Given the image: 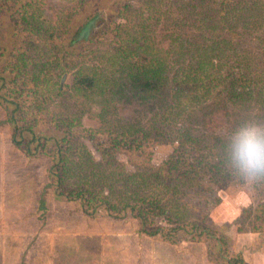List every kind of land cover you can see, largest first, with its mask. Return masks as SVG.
Instances as JSON below:
<instances>
[{
	"label": "trees",
	"instance_id": "16d2710c",
	"mask_svg": "<svg viewBox=\"0 0 264 264\" xmlns=\"http://www.w3.org/2000/svg\"><path fill=\"white\" fill-rule=\"evenodd\" d=\"M7 1L10 0H0V15L2 3L6 4ZM12 1L14 15L17 3L20 8L14 30L19 33L21 42L22 33L28 34L23 39L26 44L22 46L39 49L40 52L41 48L49 47L53 55L42 52L50 53V58L44 60L42 54L43 61L38 66L34 64L35 73L23 78V89L18 93L22 97L27 87L32 93V100L17 103L6 98L8 93L0 96V101L14 107L10 121L16 126L14 141L17 145L25 144L27 152L34 155L43 153L48 142L55 144L50 177L59 194L67 195L68 199L85 201L87 204L83 202V207H88L86 211L93 209V215L102 208L109 211L112 217L116 213L120 217L122 213L130 211L133 219L139 222V233L148 237L161 238L174 244L178 232L182 230L191 234L193 240H208L215 250V253L210 252L211 258L219 264H248L241 254L229 251L227 239L219 231L197 222L187 223L190 213L186 205H182L185 189L200 187L205 177L232 179L217 160L220 138L205 142L184 130L178 138V156L149 171L128 173L119 170L124 167L121 164L114 166L112 159L117 151L124 149L128 154L140 150L142 154L151 137V142H158L163 135L169 134V125L164 129L158 124L146 126L141 120L132 122L116 117L106 124L107 127L100 128L109 134L105 143L110 146L111 152H103V157L97 160L86 146L74 144L67 137L45 136V143L37 142L40 138H37L33 125L37 124L36 118L33 122V118L29 120L27 116L31 112L43 113L52 94L60 98L65 95L59 86L51 83L48 73L63 68L61 65L69 54L73 57L71 62L77 63L78 60H86L85 56L91 53L94 54L93 62L98 65L91 63L79 68L73 75L71 87L73 97L81 101L88 103L97 98L107 104L102 106L104 122L107 121L106 110L115 108V102L110 100L126 96L127 88L144 99L154 101L152 104L164 111L162 117L168 121H177L186 115L192 117L195 110L210 101L216 104L224 102L244 111L256 108L263 114L264 39L259 33L264 29V0H220L218 8L214 7V0H166L163 9L154 12V15L149 0H137L142 4L134 10L129 7L131 5L122 6L124 0H113L118 9L111 12L117 14L118 19L122 18L123 23L116 24V19H112L109 24L99 26L98 14L90 18L89 13H81L84 21L75 19L74 23L67 22L72 27H69V32L63 33L66 38H61L58 27L46 28V20H41V12L35 7L40 1ZM159 23L160 30L157 32ZM109 32L110 37H107ZM44 33L50 35L39 37ZM104 37L109 42H106L105 50L100 51V56L97 50L86 49L89 47L87 43L93 45ZM248 37L261 40V54L244 49ZM172 38L178 41L177 46L164 47V42ZM254 39H251L253 46L257 43ZM83 47L86 50L80 53L79 49ZM77 51L78 55L75 54ZM26 52H20L16 59L15 68L19 72L14 81L20 79L22 67L32 65L33 56H30V52L25 56ZM5 79L8 80L0 78V90L5 88ZM78 118L82 119L81 116ZM71 121L74 120L71 118ZM71 127L69 124V136ZM25 133L31 135L28 142H24ZM66 139L67 146H61ZM201 148L204 153H201ZM108 157V165L104 166ZM163 174H169L173 182L168 184L169 180L162 179ZM93 202L100 203L95 207L92 206ZM155 213L166 217L175 227L155 226L148 230L150 216ZM242 215L252 232H264L263 205L245 209Z\"/></svg>",
	"mask_w": 264,
	"mask_h": 264
},
{
	"label": "rangeland",
	"instance_id": "374dc122",
	"mask_svg": "<svg viewBox=\"0 0 264 264\" xmlns=\"http://www.w3.org/2000/svg\"><path fill=\"white\" fill-rule=\"evenodd\" d=\"M38 1L40 2L35 7L41 12V20H46V28L58 27L61 30V38H66L63 33L69 32V27H72V24L67 22L74 23L75 19L84 21V15L81 13H89L90 18L98 14V24L101 22L99 26L109 24L112 19H116V24L124 22L122 18H117V14L111 12L118 9L113 0ZM149 2L154 15V12L163 9L166 0ZM219 3L220 0H214V7L218 8ZM140 4L142 3L137 0L122 2V6L131 5L129 7L133 10L141 7ZM14 7L12 0L6 4L2 3L1 6L0 78L8 80L5 79V88L0 90V96L9 93L7 99L21 103L23 100H32L29 88H25L22 97L18 93L23 89V78L32 76L36 65L38 66L44 57V60L50 58L53 51L49 47L41 48L40 52L39 49L22 46L26 44L23 39L28 34L22 33V42L19 40L20 36L14 30V24L20 8L17 3L14 15ZM156 30L159 32L160 23ZM34 35L46 37L50 34ZM108 35L107 37H110V32ZM259 35L264 39V29ZM107 37L93 45L87 43L90 48L86 49L97 50V55L100 56V51L105 50L107 46ZM67 38L70 40L69 34ZM251 39H246L248 43L244 45V49L261 54V40L254 39L257 43L253 46ZM177 44L178 41L172 38L164 42V47L173 48ZM86 49L83 47L79 52L83 53ZM26 50L25 56L28 52L33 56L32 65L22 67L20 79L14 81L19 72L18 68H15L16 59L20 52L22 54ZM75 54L78 55V51ZM91 54H83L86 60H78L77 63L71 62L73 57L69 54L68 59L61 65L63 68L60 67L63 70L57 68L48 73L51 83L59 86L65 95L60 98L51 93L43 113L28 114L29 120L33 118L34 122L36 118L35 122L37 121V124L33 123L37 138H40L37 142L45 143V136L59 139L67 137L68 140L72 139L74 144L86 146L93 156L100 160L103 152H111L110 146L105 143L109 134L100 128L107 127L106 124L116 117L132 122L141 120L146 126L158 124L164 126V129L169 125V134L163 135L158 142H151V137L146 146L144 145L142 154L140 150L138 153L127 154L123 149L117 151L112 159L114 166L121 164L124 167L119 170L128 173L149 171L179 155L178 138L184 130L190 131L196 139L211 142L225 135L240 115L248 112L224 102L216 104L210 101L205 105L207 107L202 106L195 110L192 117L186 115L177 121H168L162 117L164 111L152 104L154 101L144 99L127 88L126 96L110 100L115 102V108L106 110L107 121L104 122L101 117L102 106L107 104L97 98L88 103L81 101L78 97H73L71 87L73 75L79 68L91 63L98 65L93 62L94 54ZM12 107L0 101V264H219L211 258L210 252L215 253V250L212 249L213 243L208 240H193L191 234L182 230L178 232L179 236L174 244L161 238L148 237L139 233V222L133 219L130 211H127V214L122 213L120 217L117 213L112 217L109 211L102 208L93 215V209L86 211L88 207H83L85 201L60 195L50 177L55 144L48 142L43 153L34 155L27 152L25 144L17 145L14 141L16 126L10 121L14 108ZM252 111L258 116H264V113L261 114L256 108ZM79 116L82 117L81 120ZM17 117L20 119V113ZM71 118L74 121H71ZM69 124L72 125L70 136L67 134ZM30 139L31 135L25 133L24 142ZM67 139L61 146H67ZM204 150H208V147ZM201 153H204L202 148ZM107 160L109 157L104 166L108 165ZM217 178L219 177L207 176L201 181L200 187L185 189L182 205H186L190 213L187 223L197 222L219 231L226 237L229 251L241 254L248 264H264V232H252L242 215L245 209L264 206V185L253 188L228 177ZM162 179L169 180L168 184L173 182L169 174H163ZM156 183L160 185L159 181ZM99 203L92 206L96 207ZM155 226L175 227L166 217L156 213L150 216V225L147 228L152 230Z\"/></svg>",
	"mask_w": 264,
	"mask_h": 264
},
{
	"label": "clouds",
	"instance_id": "9594fccd",
	"mask_svg": "<svg viewBox=\"0 0 264 264\" xmlns=\"http://www.w3.org/2000/svg\"><path fill=\"white\" fill-rule=\"evenodd\" d=\"M217 160L232 179L253 188L264 185V117L242 113L220 138Z\"/></svg>",
	"mask_w": 264,
	"mask_h": 264
}]
</instances>
